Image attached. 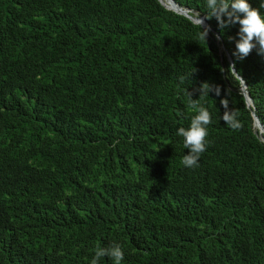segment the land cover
<instances>
[{
	"label": "trees",
	"instance_id": "1",
	"mask_svg": "<svg viewBox=\"0 0 264 264\" xmlns=\"http://www.w3.org/2000/svg\"><path fill=\"white\" fill-rule=\"evenodd\" d=\"M206 21L205 39L158 0H0V264H91L114 244L122 264H264V143L222 46L263 128L264 55L239 59V25ZM189 93L211 116L195 168Z\"/></svg>",
	"mask_w": 264,
	"mask_h": 264
},
{
	"label": "clouds",
	"instance_id": "2",
	"mask_svg": "<svg viewBox=\"0 0 264 264\" xmlns=\"http://www.w3.org/2000/svg\"><path fill=\"white\" fill-rule=\"evenodd\" d=\"M206 6L209 9L206 19L215 18L221 29L239 25L237 32V41L235 44L236 53L239 59H244L251 54L253 49H257L258 55H264V16L260 14L258 9L252 8L248 0H206ZM264 8V3H261ZM203 21L201 20V24ZM208 29L202 32V37L207 38ZM230 68L235 70V65ZM200 98L204 95L215 92L220 95V86H210L208 83L201 85ZM199 98V99H200ZM199 99L193 100L192 93H189V106L196 111V115L191 118L190 126L185 129L183 127L177 130V135L183 137V144L188 154L182 158V164L187 168L198 167L201 154L206 151L208 135L207 126L211 123L209 111L199 105ZM225 109L222 120L225 124L236 130L240 127L234 111L228 109L227 99L220 101ZM107 257L112 264H122L124 254L119 244L110 245L107 248H97L91 264H98V261Z\"/></svg>",
	"mask_w": 264,
	"mask_h": 264
},
{
	"label": "water",
	"instance_id": "3",
	"mask_svg": "<svg viewBox=\"0 0 264 264\" xmlns=\"http://www.w3.org/2000/svg\"><path fill=\"white\" fill-rule=\"evenodd\" d=\"M159 3L165 7L167 10L173 11L179 15H182L184 17H186L187 19H189L192 23L196 24V25H200L203 29H208L209 26L207 24V21L205 19L204 16L201 17H197L196 13H193V16L190 15V11L187 9H183L181 8L179 5H177L173 0H158ZM165 1L168 2V5L165 4ZM201 20L203 21V23L201 24ZM218 40H220V38L217 36ZM222 50L225 53V56L227 58V61L229 62L230 66L233 65L231 58L229 57V55L227 54V52L225 51L224 47L222 46ZM232 69V68H231ZM232 72L235 74L236 78L239 79L240 84H241V88L240 91L244 96L246 105L248 108L251 109V115H252V119H253V127L254 129H256L258 132V137L260 138V140L264 143V128L262 126V124L259 122L258 118L256 117L254 110H253V102L250 98V95L247 91V87L245 82L236 74L235 70L232 69Z\"/></svg>",
	"mask_w": 264,
	"mask_h": 264
},
{
	"label": "bare ground",
	"instance_id": "4",
	"mask_svg": "<svg viewBox=\"0 0 264 264\" xmlns=\"http://www.w3.org/2000/svg\"><path fill=\"white\" fill-rule=\"evenodd\" d=\"M165 4H167L168 5V2L167 1H165ZM193 16V15H192Z\"/></svg>",
	"mask_w": 264,
	"mask_h": 264
}]
</instances>
